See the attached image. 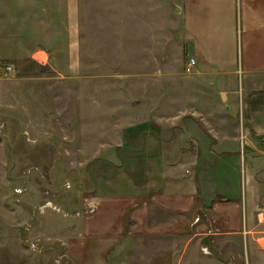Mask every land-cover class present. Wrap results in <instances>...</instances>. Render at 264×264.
<instances>
[{"label":"crops","instance_id":"obj_1","mask_svg":"<svg viewBox=\"0 0 264 264\" xmlns=\"http://www.w3.org/2000/svg\"><path fill=\"white\" fill-rule=\"evenodd\" d=\"M82 1L20 0V52L0 37L1 57L64 58L71 71ZM129 1L136 18L139 2ZM166 4L179 65L194 58L192 73L175 99L158 78L168 69L152 73L160 90L148 105L175 113L141 117L129 102L128 115L96 127L103 140L86 163L70 264H188L190 245L197 251L209 234L212 263L264 264V0H143L150 24Z\"/></svg>","mask_w":264,"mask_h":264},{"label":"rangeland","instance_id":"obj_2","mask_svg":"<svg viewBox=\"0 0 264 264\" xmlns=\"http://www.w3.org/2000/svg\"><path fill=\"white\" fill-rule=\"evenodd\" d=\"M137 1L136 18L129 0L78 4L80 52L71 71L64 72V58L43 65L29 56L0 55V264H70L72 216L91 185L86 163L103 140L96 127L128 115L129 102L141 117L177 110L147 103L160 90L153 72L168 69V77L158 78L174 99L192 73L179 65L175 16L166 4L167 15L150 24L143 0ZM2 9L1 47L20 52V0H3ZM164 37L171 39L164 43ZM7 65L11 71L4 75ZM190 247L188 264L216 261L204 245Z\"/></svg>","mask_w":264,"mask_h":264},{"label":"built area","instance_id":"obj_3","mask_svg":"<svg viewBox=\"0 0 264 264\" xmlns=\"http://www.w3.org/2000/svg\"><path fill=\"white\" fill-rule=\"evenodd\" d=\"M194 64H195L194 58H189L187 60L186 64H185L184 71L186 73H190L192 71L193 67H194ZM9 71H11V66L10 65L5 66V68H4V75L6 73H8ZM262 144L264 145V140H262Z\"/></svg>","mask_w":264,"mask_h":264},{"label":"water","instance_id":"obj_4","mask_svg":"<svg viewBox=\"0 0 264 264\" xmlns=\"http://www.w3.org/2000/svg\"><path fill=\"white\" fill-rule=\"evenodd\" d=\"M211 239H212V235L209 234L202 239V243L205 244L207 252L219 256L218 252L212 246Z\"/></svg>","mask_w":264,"mask_h":264}]
</instances>
